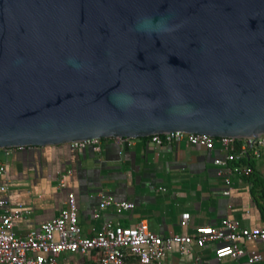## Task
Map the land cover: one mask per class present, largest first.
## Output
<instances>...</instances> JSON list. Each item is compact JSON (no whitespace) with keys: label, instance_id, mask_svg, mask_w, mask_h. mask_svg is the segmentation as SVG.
Segmentation results:
<instances>
[{"label":"water","instance_id":"95a60500","mask_svg":"<svg viewBox=\"0 0 264 264\" xmlns=\"http://www.w3.org/2000/svg\"><path fill=\"white\" fill-rule=\"evenodd\" d=\"M264 137V0H0V149Z\"/></svg>","mask_w":264,"mask_h":264},{"label":"crops","instance_id":"0c3cea01","mask_svg":"<svg viewBox=\"0 0 264 264\" xmlns=\"http://www.w3.org/2000/svg\"><path fill=\"white\" fill-rule=\"evenodd\" d=\"M99 150L92 146L71 149L68 144L44 147L0 149V199L11 208H28L30 214L16 220L12 232L17 237L66 209L68 195L76 206L81 235L92 237L105 224L128 227L144 221L154 234L170 237L193 234L198 227H216L221 220H237L245 228L264 227V148L243 159L220 166L225 151L219 143L210 150L185 142L155 145L150 139H100ZM251 167L249 174L235 169ZM220 172H222L220 174ZM226 179L230 181V193ZM59 181H63L60 186ZM100 194L114 201L132 204L117 211L103 205ZM3 210L0 208V213ZM188 213L186 223L181 214ZM219 241L202 247L190 245V253L181 255L176 248L160 264H245L250 252L261 256L264 264V241H240L245 254L238 259H217ZM58 264H97L98 255L63 252Z\"/></svg>","mask_w":264,"mask_h":264},{"label":"built area","instance_id":"2783aa9c","mask_svg":"<svg viewBox=\"0 0 264 264\" xmlns=\"http://www.w3.org/2000/svg\"><path fill=\"white\" fill-rule=\"evenodd\" d=\"M118 142L128 138L115 137ZM151 143L185 142L190 145L212 149L217 142L225 151L223 160L215 159L216 165L258 156L264 148V137H211L199 133L169 132L149 136ZM100 139H90L68 143L71 149L92 146L99 150ZM12 148H6L9 153ZM239 173L249 174L251 167L235 169ZM222 172H220L221 174ZM60 186L63 181H59ZM227 189L223 195L230 193V181L226 179ZM0 190L5 191L4 187ZM103 205H113L117 211L128 210L132 204L127 201H114L111 197L100 194ZM0 264H58L57 258L63 252L86 254L91 250L98 255L97 264H160L168 252L176 248L181 255L190 253V245L202 247L207 242H221L215 248V257L238 259L245 254L239 242L264 241V227L245 228L237 220L225 218L216 227L204 226L195 229L193 234H175L162 237L149 230L146 222L141 221L133 226L121 227L105 224L101 231L92 237L81 235L77 225V214L74 197L68 195L66 209L57 216L42 223L37 229L29 230L24 236L17 237L12 232L14 222L30 214L28 208H11L7 201L0 199ZM188 213L181 214L182 223H186ZM261 256L250 252L245 264H259ZM196 257L190 264H197Z\"/></svg>","mask_w":264,"mask_h":264},{"label":"trees","instance_id":"16d2710c","mask_svg":"<svg viewBox=\"0 0 264 264\" xmlns=\"http://www.w3.org/2000/svg\"><path fill=\"white\" fill-rule=\"evenodd\" d=\"M147 138H149V137H144V138H141V139H147ZM243 161H246L249 164V158H245V160H242L241 162H243Z\"/></svg>","mask_w":264,"mask_h":264}]
</instances>
